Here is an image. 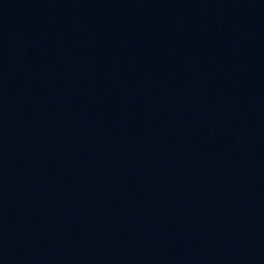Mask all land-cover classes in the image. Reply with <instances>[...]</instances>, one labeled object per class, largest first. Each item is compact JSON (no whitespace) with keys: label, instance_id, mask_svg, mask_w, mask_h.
Here are the masks:
<instances>
[{"label":"water","instance_id":"95a60500","mask_svg":"<svg viewBox=\"0 0 264 264\" xmlns=\"http://www.w3.org/2000/svg\"><path fill=\"white\" fill-rule=\"evenodd\" d=\"M0 264H264V0H0Z\"/></svg>","mask_w":264,"mask_h":264}]
</instances>
